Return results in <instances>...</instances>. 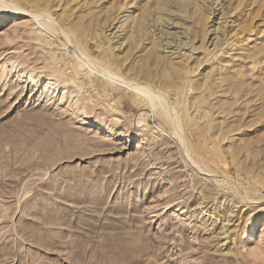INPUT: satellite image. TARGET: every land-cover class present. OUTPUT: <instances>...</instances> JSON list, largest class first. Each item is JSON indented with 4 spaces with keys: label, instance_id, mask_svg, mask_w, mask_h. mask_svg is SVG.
Returning <instances> with one entry per match:
<instances>
[{
    "label": "rangeland",
    "instance_id": "374dc122",
    "mask_svg": "<svg viewBox=\"0 0 264 264\" xmlns=\"http://www.w3.org/2000/svg\"><path fill=\"white\" fill-rule=\"evenodd\" d=\"M0 264H264V0H0Z\"/></svg>",
    "mask_w": 264,
    "mask_h": 264
},
{
    "label": "bare ground",
    "instance_id": "6f19581e",
    "mask_svg": "<svg viewBox=\"0 0 264 264\" xmlns=\"http://www.w3.org/2000/svg\"><path fill=\"white\" fill-rule=\"evenodd\" d=\"M4 2V1H3ZM9 2V1H8ZM6 4V5H5ZM4 5H5V7L7 6L8 8H9V10H10V12H11V14L13 15V16H17L19 13H24L26 10L25 9H23L21 6H19V5H16V4H14V3H11V5H10V3H5ZM3 5V6H4ZM41 6V5H40ZM6 7V8H7ZM36 12V11H35ZM43 12V11H42ZM41 12V13H42ZM147 12V11H146ZM32 13V12H31ZM37 13H39V12H37ZM45 13V12H44ZM47 14V13H46ZM36 15V14H35ZM39 15V14H38ZM42 15H43V13H42ZM41 15V16H42ZM48 15V14H47ZM40 16V17H41ZM49 16V15H48ZM46 17V16H45ZM50 17V16H49ZM47 18V17H46ZM220 18H222V17H220ZM158 20L159 21H162L161 23H163L164 25H165V23H168V18H165V17H163V16H158ZM157 20V21H158ZM220 23V22H219ZM144 25H145V23H144ZM161 31H162V34H166V36H165V38L167 37V38H169L168 36H167V34L169 33L170 34V32H167V31H165V30H163V29H161ZM150 32V31H149ZM145 33H147V32H145ZM154 33H152V35H153ZM74 36V35H73ZM160 36H162V35H160ZM216 37V36H215ZM165 40V39H164ZM124 42H122L121 41V43H120V46L123 44ZM63 44V43H62ZM134 44V41L133 42H131L130 41V45H131V47L133 48V45ZM160 45H159V42H156L155 44H154V46H153V48L151 49V52H150V54L152 55V56H158L156 53H158L159 52V49H158V47H159ZM173 45H172V42H170V41H167L165 44H164V47H172ZM162 48V47H161ZM81 51L82 52H80V54H78V56L79 55H81V53H82V58H83V56L84 57H86L88 60H89V62L91 61L92 62V64H94L93 66H94V68L96 67V69H97V67H98V65L100 64V66H101V64H102V68H103V71H100L99 73H101V74H103V76H105L108 80H110L112 83H114V84H119L120 85V87H125V88H127V89H129V90H132V91H134L135 93H137V94H140L142 97L143 96H145L147 99H149L151 102H152V107L153 106H157L158 104H161L162 105V107L163 108H168L169 109V106H166V104H164L165 103V98H164V96L162 95V94H160V93H158V92H156L155 91V89L154 88H151L150 87V85H149V87L148 86H146L144 83L142 84L139 80V78H136V77H133V78H130V77H128V76H126V75H123V73L120 71V69H119V73L118 72H116L114 69H113V67H111V64H107V63H104L105 61H103V63L102 62H100V60H96V58H94L95 60H92V57H89L88 56V53L86 52V51H84L82 48H81ZM164 51V50H163ZM71 59V58H70ZM105 59H106V57H105ZM72 60V59H71ZM85 60V59H84ZM87 60V61H88ZM112 60V59H111ZM72 61H74V60H72ZM86 61V60H85ZM78 62H80V61H78ZM77 61L75 62V63H78ZM88 62V63H89ZM112 62V61H111ZM115 63H117V62H115ZM87 64V63H86ZM84 62H83V64L82 63H79V64H76L77 66H73V67H71V70H69V75H68V80H70L71 82H73V83H71V84H73V86H75V87H77L78 89H82V88H84L86 85L84 84V82H77V79H79L80 78V76L82 75V74H84V75H92V73L94 72V71H92L91 70V72L89 73V72H87V71H90V70H86L88 67V64H87V66L85 67V65H86ZM90 64V63H89ZM69 65H70V63H69ZM91 65V64H90ZM114 65V64H113ZM115 65H117V64H115ZM69 67V66H68ZM69 67V68H70ZM89 67H91V66H89ZM94 68H92V69H94ZM98 71L99 70H101L100 68H98L97 69ZM64 72H66L65 70H64ZM87 72V73H86ZM95 75V74H94ZM99 75V74H98ZM81 78H82V76H81ZM89 77H87V79H88ZM106 79V80H107ZM86 81V80H85ZM94 82V81H93ZM106 82V81H105ZM95 83V82H94ZM112 87V86H111ZM91 88H92V86H91ZM93 88H94V86H93ZM86 90V89H85ZM87 91V90H86ZM90 91V90H89ZM112 91V90H111ZM96 92V91H95ZM160 92V91H159ZM183 92V91H182ZM103 93V92H102ZM97 94V93H96ZM98 95V94H97ZM103 96H105V95H103ZM100 98V97H99ZM171 99V98H170ZM167 102H169V101H167ZM183 103H186V102H183ZM171 105V104H170ZM181 105V104H180ZM161 108V107H160ZM171 108H173V107H171ZM187 108V107H186ZM185 108V109H186ZM182 109V108H181ZM184 109V108H183ZM163 110V109H162ZM170 110H172V109H170ZM186 110H188V109H186ZM169 111V110H168ZM179 111V110H178ZM159 115V114H158ZM168 115H170V117H171V119L173 120L172 121V123L174 122V124H175V133H178L179 134V132H180V129L182 128V126H181V123H180V117L176 114V113H168ZM169 117V118H170ZM180 136V135H179ZM180 138L181 139H183L182 138V135L180 136ZM179 138V139H180ZM184 143V142H183Z\"/></svg>",
    "mask_w": 264,
    "mask_h": 264
}]
</instances>
